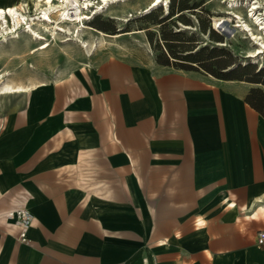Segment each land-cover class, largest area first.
Segmentation results:
<instances>
[{"label":"crops","instance_id":"obj_1","mask_svg":"<svg viewBox=\"0 0 264 264\" xmlns=\"http://www.w3.org/2000/svg\"><path fill=\"white\" fill-rule=\"evenodd\" d=\"M250 85L129 52L0 97V264H264Z\"/></svg>","mask_w":264,"mask_h":264},{"label":"rangeland","instance_id":"obj_2","mask_svg":"<svg viewBox=\"0 0 264 264\" xmlns=\"http://www.w3.org/2000/svg\"><path fill=\"white\" fill-rule=\"evenodd\" d=\"M95 6H102L101 0H91ZM154 0H119L110 4V7L97 9H83L89 18L85 19V27L81 29L80 37L88 40L94 45L91 54L77 43L76 33L72 30L71 35L58 32L52 36L51 31L45 32L48 48L31 53V49L39 43L33 41L27 35L21 33L19 38L9 39L7 42L0 43V86L3 83H11L13 85L28 86L48 80H62L65 76L72 73L79 67L88 62L93 55L100 54H122L134 52L138 55L151 53L158 56L163 48L162 42L159 40L161 26L154 24L145 16L151 11L156 12L158 19L161 20L169 13L167 5L160 3L153 6ZM202 0H191L190 6L199 3ZM200 13L204 21L210 20V26L221 33L225 38V43H216L209 39L207 34H203L198 30L197 16L192 12H186L191 19L192 25L178 23L176 28L172 22L168 23L165 30L171 29L181 30L187 33V37L196 36L200 46L219 45V47L229 49L234 57H238L237 61L246 64H255L259 69L264 68V51H256L261 45L252 38L251 33H261L259 29L260 23L255 20L259 16L261 22H264V0H205ZM23 0L20 2L21 8ZM250 4V5H249ZM31 5V13H35V7ZM256 5V15H252V7ZM233 6V7H232ZM211 14V17L209 14ZM247 24L238 26L237 24ZM100 25L105 28L114 27V32H105L97 28ZM74 28V27H72ZM153 31L154 42L149 41L148 32ZM73 34V35H72ZM69 38V39H68ZM71 38V39H70ZM262 41V40H261ZM159 43V45L157 44ZM251 87L255 85L251 84ZM17 93L1 94L0 97H16Z\"/></svg>","mask_w":264,"mask_h":264},{"label":"trees","instance_id":"obj_3","mask_svg":"<svg viewBox=\"0 0 264 264\" xmlns=\"http://www.w3.org/2000/svg\"><path fill=\"white\" fill-rule=\"evenodd\" d=\"M190 1L169 0V6L167 7L169 13L161 20L158 19L154 11L145 16L152 23L160 24L161 26L159 40L162 42L164 50L156 56L157 62L164 66H173L183 70L204 71L222 80L245 81L255 85L250 89L246 101L252 108L264 116V68L258 70L255 64L243 65L239 63L237 61L238 57H234L229 49L219 47V45L213 44L201 47L196 36L187 37L185 31L171 29L167 32L165 30V27L170 22L176 28H178V23L186 25L194 24L186 15V12H192L193 15L197 16V27L201 33L207 34L213 42L225 43L224 36L210 26L211 21H204L200 13L196 11L203 8L206 1L202 0L193 6L189 5ZM208 14L211 17V14ZM96 26L100 30L116 34L114 27L105 28L100 25ZM154 36L156 34L153 31L148 32L151 43L154 42ZM157 44L159 45V43Z\"/></svg>","mask_w":264,"mask_h":264},{"label":"bare ground","instance_id":"obj_4","mask_svg":"<svg viewBox=\"0 0 264 264\" xmlns=\"http://www.w3.org/2000/svg\"><path fill=\"white\" fill-rule=\"evenodd\" d=\"M116 1L119 0H101L102 6H95V3L91 0H23L21 8L19 7L20 2L11 6L0 5V43L7 42L9 39L19 38L20 34L23 33L27 35L26 37L39 43L36 47L31 49V53H35L49 47L50 44L46 38L47 32L51 31L52 36H55L57 31H60L70 36L71 33L77 31L75 41L80 43V45L91 54L94 45L79 35L81 31L79 27H85V19L89 18L88 14L83 12V9L89 10L90 7L103 9L104 7H110V4ZM233 1L238 2L237 0ZM167 2L168 0H154L152 5L156 6L160 3H165L167 5ZM30 3L35 7V13L33 14L31 13ZM257 8L256 5H253L251 10L253 12L252 15H256L257 12L255 10ZM255 20L260 23L259 29L261 33L251 34L252 38L261 45L256 51L263 52L264 22H261L259 16H256ZM237 25L249 28L247 24L241 25L239 23ZM72 30L74 31L72 32ZM118 35L119 34H116V36ZM0 77H2V72H0ZM34 85L35 84L23 86L3 83L0 86V93L11 94L24 92L30 90Z\"/></svg>","mask_w":264,"mask_h":264},{"label":"built area","instance_id":"obj_5","mask_svg":"<svg viewBox=\"0 0 264 264\" xmlns=\"http://www.w3.org/2000/svg\"><path fill=\"white\" fill-rule=\"evenodd\" d=\"M9 223L18 229V240L28 241V231L33 225V214L29 208V202L23 201L16 207L0 212V224ZM258 246L264 245V232L258 234Z\"/></svg>","mask_w":264,"mask_h":264}]
</instances>
